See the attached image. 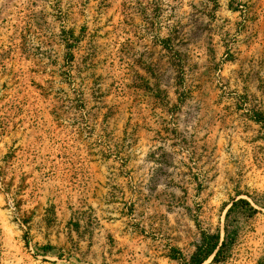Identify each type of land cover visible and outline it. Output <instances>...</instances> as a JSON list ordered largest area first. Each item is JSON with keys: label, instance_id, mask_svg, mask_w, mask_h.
I'll use <instances>...</instances> for the list:
<instances>
[{"label": "rangeland", "instance_id": "rangeland-1", "mask_svg": "<svg viewBox=\"0 0 264 264\" xmlns=\"http://www.w3.org/2000/svg\"><path fill=\"white\" fill-rule=\"evenodd\" d=\"M224 228L214 264H264V0H0V264H182Z\"/></svg>", "mask_w": 264, "mask_h": 264}, {"label": "trees", "instance_id": "trees-1", "mask_svg": "<svg viewBox=\"0 0 264 264\" xmlns=\"http://www.w3.org/2000/svg\"><path fill=\"white\" fill-rule=\"evenodd\" d=\"M237 206L246 210V216L257 213L254 208L242 199L231 202V206L227 212H231L233 208ZM233 242L234 234L227 232L226 228H224V236L222 238H220L218 231L211 234L202 233L200 242L195 247L194 252L191 254L188 261H184L182 264H203L209 258H211L210 263L213 264L222 262L227 258L228 251Z\"/></svg>", "mask_w": 264, "mask_h": 264}]
</instances>
